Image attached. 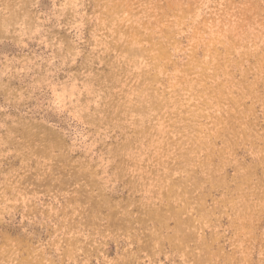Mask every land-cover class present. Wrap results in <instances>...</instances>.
<instances>
[{
	"label": "rangeland",
	"instance_id": "rangeland-1",
	"mask_svg": "<svg viewBox=\"0 0 264 264\" xmlns=\"http://www.w3.org/2000/svg\"><path fill=\"white\" fill-rule=\"evenodd\" d=\"M0 264H264V0H0Z\"/></svg>",
	"mask_w": 264,
	"mask_h": 264
}]
</instances>
